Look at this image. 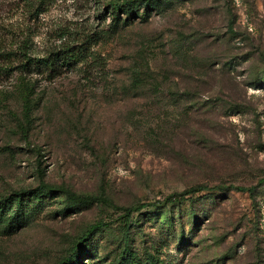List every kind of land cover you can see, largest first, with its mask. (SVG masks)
Listing matches in <instances>:
<instances>
[{"label":"rangeland","instance_id":"rangeland-1","mask_svg":"<svg viewBox=\"0 0 264 264\" xmlns=\"http://www.w3.org/2000/svg\"><path fill=\"white\" fill-rule=\"evenodd\" d=\"M27 1L0 0V197L44 183L109 202L14 200L0 264H60L99 221L76 264H264V0H162L116 22L109 0L37 17ZM19 47L87 55L31 75L28 118ZM199 185L216 189L165 202ZM140 203L156 206H112Z\"/></svg>","mask_w":264,"mask_h":264},{"label":"trees","instance_id":"trees-1","mask_svg":"<svg viewBox=\"0 0 264 264\" xmlns=\"http://www.w3.org/2000/svg\"><path fill=\"white\" fill-rule=\"evenodd\" d=\"M55 0H28L27 7L29 11L35 12V17L40 14L45 13L52 2ZM162 0H109L105 8L112 15L113 20L118 21L120 18L125 15L126 17L134 18V16L138 15L140 6L144 5L146 8L152 6L155 3L161 2ZM30 13V12H29ZM31 14V13H30ZM85 48H77L75 51L71 52V47H65L58 52L52 53L47 58L38 59L32 57L30 53L26 50V48L19 47V50H12L7 56L8 60L12 61V70H18L19 75L17 77V83L15 84V89L18 91V95L23 102V110L25 116L28 118L31 112V99L35 94L36 90V80L32 78V74L36 71H45L48 73L55 72L57 64H70L71 62H81L86 59L87 55H85ZM16 66V67H14ZM0 94H6L4 90L0 91ZM24 127V124H22ZM216 187H208L206 185L194 186L189 189H186L182 193L170 195L167 197L165 202H169L174 200L175 198H183L196 193H200L207 190H214ZM237 190H246L245 188H237ZM63 193L67 196V203L70 207H74L80 204L86 203H108L109 199L101 195H77L72 193L69 190L55 187L51 184H41L36 188L30 189H22L13 192L8 196L0 197V216L4 214L7 207L15 200L20 206L22 201L26 198H39L46 194H54V193ZM113 204V203H110ZM115 208L122 210L125 212V216L130 218L132 214L136 211H140L146 207L156 206L151 203H140L137 206L130 207H119L116 205H112ZM21 223L19 221L18 216H13L9 220L8 226L11 228L20 227ZM106 223L103 221L95 222L92 224L88 230L80 237L78 242L71 248L69 253L64 257V259L60 262V264H76V259L78 257L81 246L86 244V241L90 239L93 234H95L99 229L104 227Z\"/></svg>","mask_w":264,"mask_h":264}]
</instances>
